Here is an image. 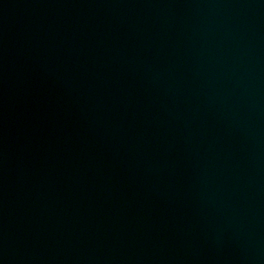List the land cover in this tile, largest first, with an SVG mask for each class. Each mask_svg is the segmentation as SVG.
Here are the masks:
<instances>
[{"label": "water", "instance_id": "95a60500", "mask_svg": "<svg viewBox=\"0 0 264 264\" xmlns=\"http://www.w3.org/2000/svg\"><path fill=\"white\" fill-rule=\"evenodd\" d=\"M0 264H264V0H0Z\"/></svg>", "mask_w": 264, "mask_h": 264}]
</instances>
